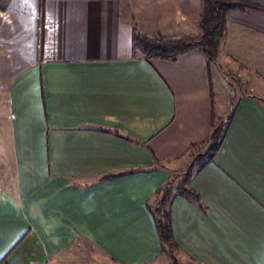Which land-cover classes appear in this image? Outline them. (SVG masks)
Listing matches in <instances>:
<instances>
[{"label": "crops", "instance_id": "obj_1", "mask_svg": "<svg viewBox=\"0 0 264 264\" xmlns=\"http://www.w3.org/2000/svg\"><path fill=\"white\" fill-rule=\"evenodd\" d=\"M201 14L202 0H0V264H173L155 193L233 105L191 178L201 205L170 204L174 252L264 264V12H229L210 67L134 54L135 30L199 35Z\"/></svg>", "mask_w": 264, "mask_h": 264}, {"label": "trees", "instance_id": "obj_2", "mask_svg": "<svg viewBox=\"0 0 264 264\" xmlns=\"http://www.w3.org/2000/svg\"><path fill=\"white\" fill-rule=\"evenodd\" d=\"M248 10L264 12V7L240 0H202V14L199 23L201 34L191 36H164L157 34L149 36L135 30V57L140 56L148 62L153 60L174 62L184 55L199 51L206 56L210 67L218 61L220 46L227 35V15L231 11L246 12ZM234 113L235 106L233 105L226 120L220 122L213 121L211 135L204 152L197 149L199 145L191 147L189 154L190 157H193V161L188 167L186 177L181 185L173 188V179L170 177L164 186L157 189L155 193L157 201L152 209V213L163 252L167 250L171 253L172 250L177 248L173 235L171 213L169 211L174 196L179 194L191 202L201 205L199 196L190 188L191 178L198 176L214 161L233 122ZM153 159L156 164H159L160 160L155 154H153ZM195 165H197V168L191 174Z\"/></svg>", "mask_w": 264, "mask_h": 264}, {"label": "rangeland", "instance_id": "obj_3", "mask_svg": "<svg viewBox=\"0 0 264 264\" xmlns=\"http://www.w3.org/2000/svg\"><path fill=\"white\" fill-rule=\"evenodd\" d=\"M192 161H193V157H191V158L189 157L187 159L186 165L183 167V169L180 172H178V171L177 172H170L172 179H173V185H172L173 188H175V186H179L182 184V181L186 177V171H187L188 167L190 166V164L192 163ZM196 168H197V165H195V167L192 169L191 174H193V172ZM168 249L171 250L170 248H168ZM166 252L171 259L176 261V262L174 261L173 264H175V263L178 264V261L176 260V256H175L177 253L174 252V250H172L171 253H170V251H167V250H166ZM92 264H96V263L93 262Z\"/></svg>", "mask_w": 264, "mask_h": 264}]
</instances>
